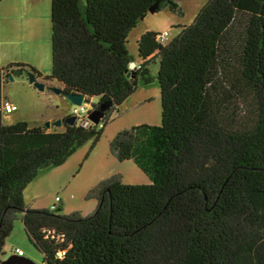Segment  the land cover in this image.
I'll return each mask as SVG.
<instances>
[{
  "label": "trees",
  "instance_id": "16d2710c",
  "mask_svg": "<svg viewBox=\"0 0 264 264\" xmlns=\"http://www.w3.org/2000/svg\"><path fill=\"white\" fill-rule=\"evenodd\" d=\"M156 3L182 14L174 0H51V73L0 68V263L20 218L44 264H264V0H208L169 42L144 33L135 59L128 36ZM153 65L161 124L124 129L109 144L148 182L102 180L86 216L27 208L26 185L96 143L139 84L153 82ZM20 71L56 80L62 96L97 98L93 108L110 105L102 126L4 125L3 90ZM243 99L253 105L246 123Z\"/></svg>",
  "mask_w": 264,
  "mask_h": 264
},
{
  "label": "rangeland",
  "instance_id": "374dc122",
  "mask_svg": "<svg viewBox=\"0 0 264 264\" xmlns=\"http://www.w3.org/2000/svg\"><path fill=\"white\" fill-rule=\"evenodd\" d=\"M174 1L179 5L182 14L170 10L168 7L155 14H147L129 34L127 46L135 59H138L137 41L144 33L148 31H155L159 34L168 32L169 36L165 42H169L179 33L177 26L191 24L208 0ZM29 42H31L30 47L38 50V55H36L42 66L40 72L49 75L52 68L50 15L44 19L41 31L36 33L32 40L30 38L24 43L29 44ZM11 54L15 55L13 58L20 60L31 57V53L28 56L29 53L20 49H14ZM0 61L1 66L5 64L6 60L2 55ZM10 63L12 61L6 63L4 67ZM138 63L139 61L136 60V64ZM157 70L158 65L151 66L153 82L149 85L139 84L137 91L119 107L118 113L112 114L96 143L94 138L89 139L63 164L48 167L37 173L23 191L27 208L49 209L56 203V197H59L61 201L56 203L59 206V209L56 210L59 214L70 215L80 212L86 216L95 211L98 205L96 199H87L86 196L89 190L102 180L121 175L124 183L142 184L148 182L147 177L131 161L120 162L114 158L110 153L109 144L114 136L124 129L141 124H161L162 108L160 89L156 80ZM43 83L46 87L41 91L28 81L26 73L15 76L13 81L8 80L3 90L4 100L15 105L17 109L9 114L3 111L2 123L4 125L27 122L30 127L46 126V123L50 121L51 126L48 130H64L63 125L55 126L54 122L59 118L67 119L73 116V106L67 102L64 96L53 91L54 88H62L59 82L52 80ZM97 102V98H93L90 104ZM91 109L92 107L89 106L90 111ZM238 109H240L239 114L244 123L254 115L253 105L248 99H243ZM19 250L23 252L24 258L34 264H44L43 256L28 240L20 218L15 222L11 234L5 241L2 261L17 255Z\"/></svg>",
  "mask_w": 264,
  "mask_h": 264
},
{
  "label": "crops",
  "instance_id": "0c3cea01",
  "mask_svg": "<svg viewBox=\"0 0 264 264\" xmlns=\"http://www.w3.org/2000/svg\"><path fill=\"white\" fill-rule=\"evenodd\" d=\"M51 0H1L0 2V56L4 57L5 64L27 63L37 70L42 66L37 58L38 50L30 47V43H24L35 37L41 31L46 16L50 15ZM34 47V46H33ZM14 49L25 51L31 57L15 59L11 54ZM23 54V53H22ZM37 54V55H36ZM45 75V74H44ZM20 251V250H19Z\"/></svg>",
  "mask_w": 264,
  "mask_h": 264
},
{
  "label": "water",
  "instance_id": "95a60500",
  "mask_svg": "<svg viewBox=\"0 0 264 264\" xmlns=\"http://www.w3.org/2000/svg\"><path fill=\"white\" fill-rule=\"evenodd\" d=\"M1 2V0H0ZM159 9V5L158 3H156L155 5L151 6L148 10V14H155L158 12ZM147 16V15H146ZM144 16V17H146ZM144 17H141L140 20H143ZM136 67V63L132 62L130 64V68L134 69ZM23 75V71H20L18 73V76ZM28 81L33 84L37 89L39 90H44L45 89V84L41 81H39L34 75L32 74H28L27 75ZM10 81L14 80V76L11 75L10 76ZM131 82L134 83V78L131 79ZM53 91H55L58 94L62 93V89H53ZM65 99L67 100V102L71 105V106H81L84 102H85V95L83 94H74V93H66L64 94ZM110 108V105H106V104H102L100 105L98 108H93L89 115L88 118L89 120L94 124V125H98L101 120L104 118V115L106 113V111ZM76 121V117L75 116H71L67 119H65V123L69 124V125H73ZM55 126H61L63 125V119H58L54 122ZM51 126V122H47L46 123V128L48 129ZM0 264H34L33 262H31L30 260L24 258L23 256H19V255H13L10 258L1 261Z\"/></svg>",
  "mask_w": 264,
  "mask_h": 264
},
{
  "label": "built area",
  "instance_id": "2783aa9c",
  "mask_svg": "<svg viewBox=\"0 0 264 264\" xmlns=\"http://www.w3.org/2000/svg\"><path fill=\"white\" fill-rule=\"evenodd\" d=\"M168 36H169L168 32L161 33L159 35V40L161 42H164L165 40H167ZM89 106L92 107V109H93V104L86 103V102H84L81 106H75L74 105L73 109H72V115L75 116L76 119L79 121V123L84 127H90L91 125H94L88 118V115L90 113ZM16 109H17V107L15 105H11L9 103H5L3 106V111L5 113H8V114L12 113ZM98 125L102 126V123L100 122ZM60 201H61V199L59 197H56V203H58ZM56 203L51 205L49 209L50 210H56L57 209ZM17 255L22 256L23 252L18 251Z\"/></svg>",
  "mask_w": 264,
  "mask_h": 264
}]
</instances>
